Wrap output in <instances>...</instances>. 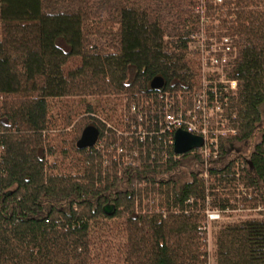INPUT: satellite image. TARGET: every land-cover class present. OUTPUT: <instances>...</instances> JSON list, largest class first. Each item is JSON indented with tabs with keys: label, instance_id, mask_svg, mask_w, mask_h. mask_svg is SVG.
Wrapping results in <instances>:
<instances>
[{
	"label": "trees",
	"instance_id": "16d2710c",
	"mask_svg": "<svg viewBox=\"0 0 264 264\" xmlns=\"http://www.w3.org/2000/svg\"><path fill=\"white\" fill-rule=\"evenodd\" d=\"M214 28L236 81L221 96L235 133L215 152L106 127L122 95L188 105L200 88L189 44ZM0 96V264H208L203 172L240 180L264 211V0H0ZM87 125L102 147H76ZM118 143L132 162L115 159ZM214 239L215 264H264V213Z\"/></svg>",
	"mask_w": 264,
	"mask_h": 264
},
{
	"label": "rangeland",
	"instance_id": "374dc122",
	"mask_svg": "<svg viewBox=\"0 0 264 264\" xmlns=\"http://www.w3.org/2000/svg\"><path fill=\"white\" fill-rule=\"evenodd\" d=\"M214 23V22H213ZM212 23V24H213ZM207 24V22H206ZM217 24V23H216ZM213 27L215 25H212ZM213 33H218L217 29H213ZM189 52L196 53L198 58V67H199V85L200 88L193 93V96L190 99V103L188 105H184L183 101L181 100V96L179 94L169 96L168 98L171 100V103H175V100H177V103L175 106H181L182 108L191 109L193 107V104L195 105V98L194 96L200 92L201 90V84L207 83L209 80L210 82L214 83L215 85H222L223 82L227 79L226 69L223 67L222 70L224 72H220L219 66H213L211 65L206 58L203 57L202 52L200 50V40L199 37L195 38L193 42L189 44ZM218 67V68H217ZM221 74H223L221 76ZM222 79V80H221ZM236 91V88L233 90V93ZM221 95L224 93H227L225 90L222 91ZM154 96H140L137 98H134L133 96H126L122 95V99L120 100L119 105V114H120V125L117 128H114V126H111V123L107 122L106 127H110L112 131L115 133L117 137H124L128 140L131 139H138L139 134L136 135V128L130 127L131 124V117L134 115L135 112L138 111V109L148 107L147 113H150L151 107L153 105V102L155 103V99H153ZM11 100L9 96L2 97L0 96V105L4 101ZM174 100V101H172ZM173 105V104H171ZM131 107H135L134 110ZM150 108V109H149ZM147 116V115H146ZM147 118H149L147 116ZM211 126L216 127L217 131H219L222 128V125L217 122L216 120H213L211 122ZM130 127V128H129ZM140 128L137 129V131H143L144 129L139 126ZM116 129V131H115ZM53 132H56V130H53ZM143 134V132H142ZM104 139L97 141V147H102ZM216 141V142H215ZM55 140H51V143H55ZM215 143V150L219 147V139L214 140ZM117 148L114 151V157L115 159L122 160L124 164L132 162L134 159L132 158V153L129 152V149L125 144H117ZM211 146V145H210ZM214 148V147H211ZM208 149V150H209ZM213 150V151H215ZM58 158V155L54 154V156L48 157V161L52 162L54 159ZM203 178L205 179L206 183L209 185H212V189L207 190V198L205 201V215H206V221L204 224V229L206 231L205 233V243H206V249L208 252V264H215L214 260V235L215 232L220 228L221 225H226L229 223H235L238 221H242L244 219H255L260 218L263 216V208L259 205L255 204L254 201L251 202L250 197L252 196L250 191L246 189L239 181L237 180H224V181H217L214 178L210 179L208 175L203 172ZM246 199V200H245ZM224 204L225 208L220 209V205Z\"/></svg>",
	"mask_w": 264,
	"mask_h": 264
},
{
	"label": "built area",
	"instance_id": "2783aa9c",
	"mask_svg": "<svg viewBox=\"0 0 264 264\" xmlns=\"http://www.w3.org/2000/svg\"><path fill=\"white\" fill-rule=\"evenodd\" d=\"M198 37L203 57L211 65L219 66L221 73L224 72L222 68H225L226 62L231 58L232 46L230 39L227 36H219L218 33L208 35L204 30ZM226 79V81H221L223 82L222 85L218 86L210 80L207 83H202L200 92L194 96L196 104H193L191 109L175 106V103H171L168 98V95L173 96L172 94L159 92L153 97L156 102H153L150 113L146 112L148 107L138 109L131 117L130 127L134 126L136 128L135 134H139L138 139L144 140L146 135L157 134V136H160L162 134L169 137L171 144L173 143V133L179 128L199 135L203 138V145L197 148L198 153L207 158L212 152H215L213 151L215 150L214 140H217L219 136L235 133V129L227 124L223 116V104L226 102V97L222 100L221 96L233 93L236 88V81ZM224 90L227 93L221 95ZM131 108L134 110L135 107ZM145 108L147 109L145 110ZM213 120L222 125L219 131L215 129L216 127L211 126ZM139 126L144 130L137 131L140 128ZM209 146L214 148L209 149Z\"/></svg>",
	"mask_w": 264,
	"mask_h": 264
},
{
	"label": "water",
	"instance_id": "95a60500",
	"mask_svg": "<svg viewBox=\"0 0 264 264\" xmlns=\"http://www.w3.org/2000/svg\"><path fill=\"white\" fill-rule=\"evenodd\" d=\"M164 84L160 76L154 77L150 81V88L154 90L161 89ZM98 138V129L94 125H87L81 131L76 141L77 148H88L96 144ZM203 145V138L199 135L189 133L183 129H176L173 133L172 148L175 154H184L190 150L197 149ZM106 214L114 212L113 204H106L103 207Z\"/></svg>",
	"mask_w": 264,
	"mask_h": 264
}]
</instances>
